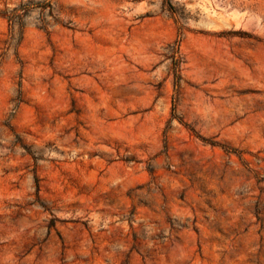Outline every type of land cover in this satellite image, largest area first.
Here are the masks:
<instances>
[{
	"label": "rangeland",
	"instance_id": "rangeland-1",
	"mask_svg": "<svg viewBox=\"0 0 264 264\" xmlns=\"http://www.w3.org/2000/svg\"><path fill=\"white\" fill-rule=\"evenodd\" d=\"M0 264H264V0H0Z\"/></svg>",
	"mask_w": 264,
	"mask_h": 264
},
{
	"label": "trees",
	"instance_id": "trees-1",
	"mask_svg": "<svg viewBox=\"0 0 264 264\" xmlns=\"http://www.w3.org/2000/svg\"><path fill=\"white\" fill-rule=\"evenodd\" d=\"M35 7H39L41 9L39 22L41 23V27L46 29L49 24L47 22V18H55L54 11L50 2L34 3L33 1H28L27 3H23L11 10L5 11L3 13V17L7 19L11 27L22 28L25 18ZM179 65L180 60L175 57L174 71H178Z\"/></svg>",
	"mask_w": 264,
	"mask_h": 264
}]
</instances>
